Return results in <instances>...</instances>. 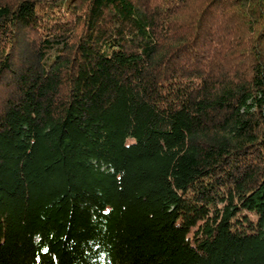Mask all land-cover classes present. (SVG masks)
<instances>
[{"label": "trees", "instance_id": "trees-1", "mask_svg": "<svg viewBox=\"0 0 264 264\" xmlns=\"http://www.w3.org/2000/svg\"><path fill=\"white\" fill-rule=\"evenodd\" d=\"M0 264H264V0H0Z\"/></svg>", "mask_w": 264, "mask_h": 264}]
</instances>
